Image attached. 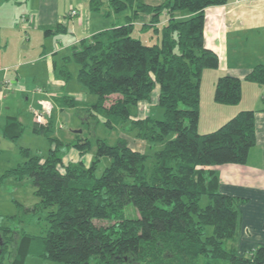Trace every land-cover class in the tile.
<instances>
[{
    "label": "trees",
    "instance_id": "16d2710c",
    "mask_svg": "<svg viewBox=\"0 0 264 264\" xmlns=\"http://www.w3.org/2000/svg\"><path fill=\"white\" fill-rule=\"evenodd\" d=\"M227 1L88 0L92 11L107 4L110 11L130 14L82 38L55 64L57 77L68 82L71 63H77L78 81L96 99L61 94L54 100L62 111L86 115L83 123L94 119L111 131L126 128L150 148L135 149L124 135L110 141L84 131L65 141L50 134L52 117L36 123L34 131L50 139L48 153L21 147L24 160L2 178H30L39 198L32 206L21 204L22 213L10 218L29 222L44 213L47 226L32 234L0 223V264L7 254L10 264H24L26 254L65 264H264V244L245 253L239 247L246 198L222 192L219 175L206 168L247 163L257 141V110L242 108L215 129L200 130L204 73L219 66L217 52L205 44V8ZM67 31L59 22L45 33ZM244 82L264 85V64L244 77L220 75L214 101L239 104ZM157 86L161 116L140 117L139 103L151 102ZM94 139L96 151L87 163L83 157ZM71 150L78 160L67 157ZM103 158L108 163L99 173ZM130 206L137 214L128 212Z\"/></svg>",
    "mask_w": 264,
    "mask_h": 264
},
{
    "label": "crops",
    "instance_id": "0c3cea01",
    "mask_svg": "<svg viewBox=\"0 0 264 264\" xmlns=\"http://www.w3.org/2000/svg\"><path fill=\"white\" fill-rule=\"evenodd\" d=\"M145 1L158 4L163 0ZM73 9L77 12L72 13ZM128 14L130 10L110 11L107 4L99 11H92L88 0H69V4L62 8L59 0H0V141L2 137L18 141L26 130L36 133L33 128L38 122L32 110L41 109L44 103L61 111L55 96L74 95V91L67 88L68 82L55 74L57 61L61 63L62 56L82 38L111 27L115 21L123 22ZM59 22L66 25L68 31L56 33L62 35L59 41L45 43L55 35L46 34L45 30ZM41 30L45 41H39L37 48L34 38ZM204 36L206 46L217 52L219 66L211 72L212 84L206 90L203 77L200 130L208 132L215 129L242 108L257 110V141L247 163L206 167L219 175L222 192L246 198V202L241 204L239 245L241 252L245 253L258 244H264V85L244 82L243 99L235 105L215 102L213 92L220 75L244 77L257 64H264V0H228L225 4L206 7ZM43 60H47L49 71L44 76L46 83L38 86L35 82L41 74L38 67ZM7 79L13 82L10 89L5 86ZM205 92L208 95L206 106ZM144 103L152 104V101L139 103L140 117L152 111ZM157 103L154 108H157ZM67 110L70 116L71 112ZM22 127L24 129L20 132ZM76 152L73 150L72 153ZM3 264H10V260Z\"/></svg>",
    "mask_w": 264,
    "mask_h": 264
},
{
    "label": "rangeland",
    "instance_id": "374dc122",
    "mask_svg": "<svg viewBox=\"0 0 264 264\" xmlns=\"http://www.w3.org/2000/svg\"><path fill=\"white\" fill-rule=\"evenodd\" d=\"M61 8L67 4H69V0H59ZM43 30L38 33L34 41L37 42L36 47L38 48L39 41L44 40V32ZM80 32V30H79ZM62 35H51L45 43H53L54 41H59ZM27 38V37H25ZM41 43V42H40ZM41 46V44H40ZM30 51V50H29ZM28 51V52H29ZM47 60L41 61L39 63V70L41 74L36 78V84L38 86L40 84H44V76L48 73V67L46 64ZM79 66L77 63H71V69L73 72V77L68 81L67 88L69 90L74 91V95L82 100H90L93 101L96 99V95L90 93L86 87L78 81L77 79V72ZM214 72L213 69H209V71L205 72V90L210 87L212 84L211 77L212 73ZM40 85V86H42ZM264 89V87H262ZM154 98L152 100V104L144 103L145 107H151L150 111L153 115L161 116L160 113L162 111L159 106L155 107L156 97L158 96L159 87L154 90L153 94ZM208 98L207 92L204 93V106L207 105L206 100ZM143 104V103H142ZM36 107V106H34ZM154 109V110H153ZM150 110V109H149ZM156 110V111H155ZM68 110L60 111L57 108L52 109V120H53V130L50 132L51 135H56L62 138L65 141H71L76 133L75 130H82L84 133L92 134L106 137L110 141H114L116 137L119 135H124L129 138L131 145L136 148L140 149L141 151H149V143L145 140L136 138L132 132H129L126 128L118 129L111 131L108 129L102 122H98V120L91 119L89 122L83 123L84 119L88 117L83 113L80 114L77 112L76 109H69L71 112L68 119L63 114ZM84 117V119H83ZM79 132V131H78ZM29 147L33 153H39L42 155H46L50 149L51 142L48 136L40 133H33L32 130H26L21 134L18 138L10 140L8 138L2 137L0 141V223L3 225H9L13 229L21 231L22 228L25 229L27 232L32 234H40L42 230H44L47 226L46 220L44 217H40V215H44V213L39 214L35 217H32L29 222H21V218H10L12 215H18L22 213L21 204L23 206H32L34 203L39 201V198L34 194V187L31 183L30 178H25L24 180H16L13 177L10 178H2L4 171L12 166L18 165V163L24 160V157L21 154V147ZM4 151V152H2ZM96 151V142L95 139L93 141L92 149L83 157V159L89 163L91 159L94 157ZM71 150L67 157H71L72 159H79L78 153H72ZM108 163V159L103 158L99 173L101 172L102 168ZM208 203L207 195H203L200 201L202 206ZM128 209V212L133 215L137 214L136 210L132 208ZM104 222V221H101ZM106 222V221H105ZM8 259V254L5 257V261ZM24 264H65L63 262L53 261L50 259H46L42 256L33 255V254H26L24 256ZM9 262V261H8ZM7 263V262H6Z\"/></svg>",
    "mask_w": 264,
    "mask_h": 264
},
{
    "label": "built area",
    "instance_id": "2783aa9c",
    "mask_svg": "<svg viewBox=\"0 0 264 264\" xmlns=\"http://www.w3.org/2000/svg\"><path fill=\"white\" fill-rule=\"evenodd\" d=\"M77 11L75 9L72 10V13H76ZM23 20H24V17H23ZM12 85H13V82L10 80V79H7L5 81V86L7 88H12ZM34 115H35V118L37 120L38 123L40 124H48L49 121H50V118H51V106L48 105L47 103H44L43 107L41 109H33L32 110Z\"/></svg>",
    "mask_w": 264,
    "mask_h": 264
},
{
    "label": "water",
    "instance_id": "95a60500",
    "mask_svg": "<svg viewBox=\"0 0 264 264\" xmlns=\"http://www.w3.org/2000/svg\"><path fill=\"white\" fill-rule=\"evenodd\" d=\"M63 114H64V115L66 116V118L68 119V117H69L68 113H67V112H64ZM78 131L81 132L82 130H78ZM78 131H77V132H78ZM0 244H2V243H0ZM1 252H2V250L0 249V253H1Z\"/></svg>",
    "mask_w": 264,
    "mask_h": 264
}]
</instances>
